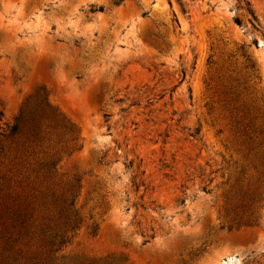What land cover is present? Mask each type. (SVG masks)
Wrapping results in <instances>:
<instances>
[{
  "label": "rangeland",
  "instance_id": "1",
  "mask_svg": "<svg viewBox=\"0 0 264 264\" xmlns=\"http://www.w3.org/2000/svg\"><path fill=\"white\" fill-rule=\"evenodd\" d=\"M41 88L74 126L56 264H264V0H0L3 122Z\"/></svg>",
  "mask_w": 264,
  "mask_h": 264
},
{
  "label": "trees",
  "instance_id": "2",
  "mask_svg": "<svg viewBox=\"0 0 264 264\" xmlns=\"http://www.w3.org/2000/svg\"><path fill=\"white\" fill-rule=\"evenodd\" d=\"M73 135L74 126L52 107L43 88L12 125L3 122L0 105V264H56L62 259L58 254L79 225L76 183L63 185L56 177L60 153Z\"/></svg>",
  "mask_w": 264,
  "mask_h": 264
}]
</instances>
